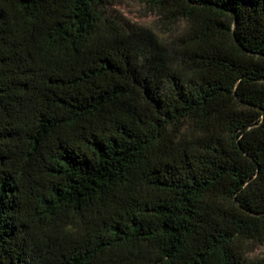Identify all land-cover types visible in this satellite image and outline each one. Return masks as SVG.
Listing matches in <instances>:
<instances>
[{"label":"trees","instance_id":"obj_1","mask_svg":"<svg viewBox=\"0 0 264 264\" xmlns=\"http://www.w3.org/2000/svg\"><path fill=\"white\" fill-rule=\"evenodd\" d=\"M0 0V264H264V0Z\"/></svg>","mask_w":264,"mask_h":264},{"label":"rangeland","instance_id":"obj_2","mask_svg":"<svg viewBox=\"0 0 264 264\" xmlns=\"http://www.w3.org/2000/svg\"><path fill=\"white\" fill-rule=\"evenodd\" d=\"M110 14L125 24L151 27L164 37L175 36L184 28V23L170 26L165 20L152 13L143 0H117L108 7ZM254 258H264V246H259L253 253Z\"/></svg>","mask_w":264,"mask_h":264}]
</instances>
